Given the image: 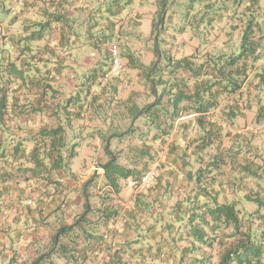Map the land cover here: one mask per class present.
Wrapping results in <instances>:
<instances>
[{
    "label": "trees",
    "instance_id": "trees-1",
    "mask_svg": "<svg viewBox=\"0 0 264 264\" xmlns=\"http://www.w3.org/2000/svg\"><path fill=\"white\" fill-rule=\"evenodd\" d=\"M4 1L0 264H264V151L253 133L230 129L250 111L253 124L264 125L259 0L245 6L235 47L164 55L148 73L153 100L126 103L124 116L146 129L134 123L116 132L114 148L106 141L102 178L118 192L119 179H139L156 163L150 186L133 192L126 206L84 204L68 224L65 214L77 206L67 197L75 177L70 162L80 143L67 130L85 101L96 100L90 89L102 73L94 68L85 76L82 97L60 89L74 68L58 49L82 37L78 28L68 31L75 16L66 3L74 0H10L8 9ZM38 117L53 124L35 129Z\"/></svg>",
    "mask_w": 264,
    "mask_h": 264
},
{
    "label": "rangeland",
    "instance_id": "rangeland-1",
    "mask_svg": "<svg viewBox=\"0 0 264 264\" xmlns=\"http://www.w3.org/2000/svg\"><path fill=\"white\" fill-rule=\"evenodd\" d=\"M249 2L250 0L81 1L78 9L82 8L74 12L75 20L69 24L72 27H68L70 32L71 28H78L82 34L81 40L79 38L65 49H58L66 57L68 67L74 70L69 77L61 79L59 86L62 93L73 92V95L82 97V90L86 85L82 86L81 83H85V76L94 68L102 74L97 76L90 89V95H94L96 100L85 101L81 117L73 119V124L67 130L73 136L71 140L84 145L85 165L80 163V145L78 157L70 162L75 177L68 180L67 193V197L77 206L71 209V213L65 214L66 223H71L73 215L83 211L84 204L87 209L102 206V201L113 206L118 203L126 206L134 192L128 185L130 177L119 179V191L114 192L104 184L103 169L99 165L108 158L104 150L105 144L110 142L109 147L114 148L116 132L134 123L138 125V130L146 129L140 120H130L128 116H124L126 103L142 105L153 100L150 88H154V85L152 83L151 87L148 73L158 62L164 60V55L172 58L192 54L202 56L205 52L235 47L238 29L243 25L242 14ZM9 3L10 0L4 1L5 8H9ZM259 5L256 8V21L261 19L264 0H259ZM74 9L71 5H66V12ZM116 9L118 10L113 15ZM3 16L4 11L0 10V17ZM0 24L4 25V22ZM115 39L118 41L124 70L119 77L108 79L102 84L101 78L109 66V46ZM227 40H230V45H225ZM74 82L77 85H73ZM254 115V111H250L244 119H236V125L230 128L231 135L235 132L253 133L264 151V125H254ZM44 122L53 124L52 119L38 117L35 129ZM230 136L223 138L222 145L228 144ZM126 144L127 142H120L118 146L125 148ZM155 165L156 163L152 164L154 167ZM94 166H98V169ZM87 181H90L85 188L88 197L84 198L83 184ZM102 195L106 196L104 200Z\"/></svg>",
    "mask_w": 264,
    "mask_h": 264
},
{
    "label": "built area",
    "instance_id": "built-area-1",
    "mask_svg": "<svg viewBox=\"0 0 264 264\" xmlns=\"http://www.w3.org/2000/svg\"><path fill=\"white\" fill-rule=\"evenodd\" d=\"M110 51V62L107 71L103 74L101 78V83L104 84L108 79L116 78L121 75L124 70V65L121 60L119 45L117 39L113 40L109 46ZM98 169V166H94ZM155 176V167L147 169L145 173L139 179L130 178L128 185L133 189L134 192L140 191L150 186L153 178ZM28 205L31 204V200H27ZM106 237V236H105Z\"/></svg>",
    "mask_w": 264,
    "mask_h": 264
},
{
    "label": "crops",
    "instance_id": "crops-1",
    "mask_svg": "<svg viewBox=\"0 0 264 264\" xmlns=\"http://www.w3.org/2000/svg\"><path fill=\"white\" fill-rule=\"evenodd\" d=\"M67 1H69V0H67ZM71 1L73 2V0H71ZM81 1H82V0H74L73 5L71 4V7H76V6H78V5L80 6V5L82 4ZM66 5L69 6L68 3H66ZM68 14H69L70 16H73V15L75 16V13H73V11H72V12H68ZM74 16H73V17H74ZM112 30H113V29H112ZM115 32H116V31H115ZM74 84H75V82L73 83V85H74ZM80 145H81V144H80ZM83 147H84V145H81V147H79V149H80V154H81V160H80V163L83 162L82 164L85 165V164H84L85 161H84V157H83V156H84V155H83V150H84ZM79 149H78V151H79ZM78 151H77V155H76L74 158L78 157V153H79ZM67 216H68V215H67ZM65 217H66V215H65ZM67 224H68V223H67ZM59 229H61V228H59ZM10 252H12V251H10Z\"/></svg>",
    "mask_w": 264,
    "mask_h": 264
}]
</instances>
